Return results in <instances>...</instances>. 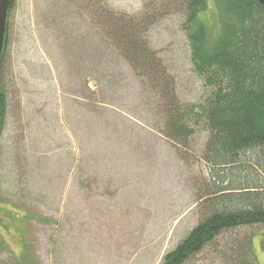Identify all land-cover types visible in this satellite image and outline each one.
Here are the masks:
<instances>
[{"label": "rangeland", "instance_id": "374dc122", "mask_svg": "<svg viewBox=\"0 0 264 264\" xmlns=\"http://www.w3.org/2000/svg\"><path fill=\"white\" fill-rule=\"evenodd\" d=\"M175 1L101 2L136 20L156 14L144 42L160 58L179 104H201L212 90L194 71V28ZM98 2L13 1L4 62L10 108L0 140V264H162L208 213L207 133L197 131L188 145L159 133L150 110L155 87H142L121 62L109 64L115 85H98L96 75L107 66L98 52ZM207 7L201 20L213 38L227 14L215 0ZM239 232L253 235V253L264 264V226ZM230 236L192 264H235L225 248Z\"/></svg>", "mask_w": 264, "mask_h": 264}, {"label": "trees", "instance_id": "16d2710c", "mask_svg": "<svg viewBox=\"0 0 264 264\" xmlns=\"http://www.w3.org/2000/svg\"><path fill=\"white\" fill-rule=\"evenodd\" d=\"M101 1L96 9L98 52L100 66H107L96 75L98 85L114 86L109 64L121 62L140 77L142 87H155L156 101L150 110L157 114L154 127L159 133L178 145H188L201 129L207 133L203 159L212 177L205 202L208 213L162 264H192L204 250L221 247L225 235H234L225 248L233 251L235 264H259L252 249L253 235L239 230L264 226V5L258 0H215L227 18L211 38L201 20L211 0L174 2L182 1L187 22L194 28L188 34L194 71L212 90L204 103L182 105L160 58L144 42L156 14L136 20L112 12ZM8 34L9 22L0 67V140L10 108L4 79ZM0 246L5 242L0 241Z\"/></svg>", "mask_w": 264, "mask_h": 264}, {"label": "water", "instance_id": "95a60500", "mask_svg": "<svg viewBox=\"0 0 264 264\" xmlns=\"http://www.w3.org/2000/svg\"><path fill=\"white\" fill-rule=\"evenodd\" d=\"M259 4L264 5V0H258ZM11 0H0V67L2 62V56L4 52L6 34L9 22V9Z\"/></svg>", "mask_w": 264, "mask_h": 264}]
</instances>
